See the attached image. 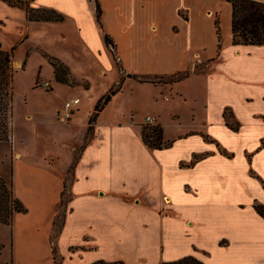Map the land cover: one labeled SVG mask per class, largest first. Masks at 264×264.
<instances>
[{
  "label": "crops",
  "instance_id": "crops-1",
  "mask_svg": "<svg viewBox=\"0 0 264 264\" xmlns=\"http://www.w3.org/2000/svg\"><path fill=\"white\" fill-rule=\"evenodd\" d=\"M226 2L100 0L104 31L95 0L29 2L31 8L63 16L61 22L28 23L58 30L71 53L79 45L89 57H114L104 40L105 34L111 36L123 81L99 114L72 176L70 167L95 108L88 111L83 138L74 143L64 168L46 157L29 162L13 150V193L28 212L15 214L10 226L0 224L5 246L0 264H162L187 257L203 264H264V218L254 208L264 205V46H234L230 22V46H222L218 56L215 20H221L219 9ZM60 54L53 57L74 79L73 65ZM79 54L72 56L81 60ZM227 60L224 71L214 75L212 68ZM185 74L179 81L168 79ZM190 79L198 86L194 98L180 85ZM129 85L130 98H125ZM140 88L141 105L149 110L141 121L109 112L120 97L133 99ZM188 102L198 127L172 128L186 116ZM227 111L239 124L237 131L227 125ZM148 116L172 147L145 145ZM69 175L71 199L63 209ZM61 212L64 225L53 240Z\"/></svg>",
  "mask_w": 264,
  "mask_h": 264
},
{
  "label": "rangeland",
  "instance_id": "rangeland-1",
  "mask_svg": "<svg viewBox=\"0 0 264 264\" xmlns=\"http://www.w3.org/2000/svg\"><path fill=\"white\" fill-rule=\"evenodd\" d=\"M227 2L222 10L219 9L223 50L230 46L231 6ZM212 40L211 46L214 44ZM0 42L4 48L14 49L16 69L13 83L14 141L12 145L0 143V176L2 175L1 177L10 183L12 181L11 161L14 158L13 150L15 149L22 152L29 162L35 163L36 160L46 157L55 160L60 169L64 168L71 157V148L74 143L83 138V122L86 120L88 111L95 108L98 100L104 97L110 88L115 85V87L120 86L117 83L121 80L114 57L111 55L107 58L105 56L89 57L78 45L77 51L74 52L80 53L81 60L75 59L72 56L74 52H69L68 45L65 44L67 40L58 37V30H46L41 25L29 24L20 7H12L3 0H0ZM52 52L61 53L60 55L73 65L75 77L73 79L70 76L69 84L56 82L50 58H57L53 57ZM17 62L21 64L17 65ZM227 62L228 60L221 68L214 70L215 67H213L212 73L220 74L224 71L223 68L226 67ZM101 70L103 74L100 73ZM82 79L88 81L82 82ZM45 81H51V90L43 87ZM180 85L194 98L198 88L194 79ZM132 86L127 87L125 98H130ZM147 94L149 96L150 92L147 91ZM74 97L81 100L80 110L74 114V118L68 125L65 120L58 117L57 111L66 101ZM192 107V102H188L184 112L186 116L179 123L172 125V128L195 129L198 127V122H194L189 115H192ZM126 108L132 110L128 112L125 111ZM109 112L119 113L126 118L134 115L135 121H141L143 115L149 110L141 105L140 88L134 90L133 99L120 97L112 104ZM226 114L229 121L235 125L236 121L232 113L227 111ZM67 178L71 180L70 175Z\"/></svg>",
  "mask_w": 264,
  "mask_h": 264
},
{
  "label": "trees",
  "instance_id": "trees-1",
  "mask_svg": "<svg viewBox=\"0 0 264 264\" xmlns=\"http://www.w3.org/2000/svg\"><path fill=\"white\" fill-rule=\"evenodd\" d=\"M10 4L12 7L24 8L26 11V17L28 22H61L63 16L54 10L47 9H34L31 8L29 2L31 0L15 1V0H3ZM232 6L231 16V31H232V43L234 46H264V3L257 0H227ZM96 4V20L99 27L104 31L102 23L103 11L101 8L100 0H95ZM215 27L218 37V56H220L222 50V30L221 20L219 17L215 20ZM104 40L108 48L113 53L114 60L121 69L120 61L116 52V45L111 36L108 34L104 35ZM14 49H5L0 42V143L13 144V118H14ZM50 63L54 68L56 81L62 84H69L71 73L63 63L57 59L50 58ZM173 76L168 78L173 81H179L187 77V75ZM135 78H137L135 76ZM121 79L118 87L112 88L103 98H101L98 104L95 106L94 112L92 113L89 120V128L85 137L83 146L79 152L75 155L74 161L70 167V174L72 176L76 165L78 164L80 154L85 147L91 142L94 135V126L97 118L104 107L111 101L115 96L120 87ZM142 82H150L149 78H142ZM153 82V81H152ZM227 119V125L234 131L239 129V124L233 125L225 114ZM233 117V116H232ZM143 141L147 147L152 150H164L172 147L173 142H166L164 139V132L160 126H145L143 127ZM264 146V141H263ZM205 156H197L191 165H194ZM68 178L65 181V190L62 193L61 207L64 209L67 203L71 199V196H67L68 189ZM254 208L256 212L264 218V205L255 204ZM28 210L24 204L15 197L13 193L12 182H7L3 177L0 176V224L10 226L12 224L15 214H25ZM64 213L61 212L56 216L54 221V237L56 240L59 233L61 232L64 225ZM5 246L0 244V254L4 250ZM54 258L57 261V250L53 248ZM94 264H110L104 261H100ZM162 264H203L199 260L193 257H187L175 262L162 263Z\"/></svg>",
  "mask_w": 264,
  "mask_h": 264
},
{
  "label": "built area",
  "instance_id": "built-area-1",
  "mask_svg": "<svg viewBox=\"0 0 264 264\" xmlns=\"http://www.w3.org/2000/svg\"><path fill=\"white\" fill-rule=\"evenodd\" d=\"M43 87L46 90H51L52 84L49 81H45V82H43ZM80 103H81V101L79 98L67 101L63 105V107L57 111L58 117L62 120H65V121L71 120L73 115L77 112V109H78ZM155 121L156 120L154 117H151V116L146 117V123L148 125H154Z\"/></svg>",
  "mask_w": 264,
  "mask_h": 264
},
{
  "label": "bare ground",
  "instance_id": "bare-ground-1",
  "mask_svg": "<svg viewBox=\"0 0 264 264\" xmlns=\"http://www.w3.org/2000/svg\"><path fill=\"white\" fill-rule=\"evenodd\" d=\"M17 65H19V63H16Z\"/></svg>",
  "mask_w": 264,
  "mask_h": 264
}]
</instances>
